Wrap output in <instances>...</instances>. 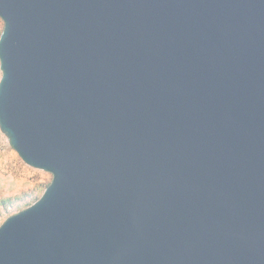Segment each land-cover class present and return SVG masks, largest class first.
<instances>
[{
  "label": "water",
  "instance_id": "obj_1",
  "mask_svg": "<svg viewBox=\"0 0 264 264\" xmlns=\"http://www.w3.org/2000/svg\"><path fill=\"white\" fill-rule=\"evenodd\" d=\"M0 132L51 176L0 264H264V0H0Z\"/></svg>",
  "mask_w": 264,
  "mask_h": 264
},
{
  "label": "rangeland",
  "instance_id": "obj_2",
  "mask_svg": "<svg viewBox=\"0 0 264 264\" xmlns=\"http://www.w3.org/2000/svg\"><path fill=\"white\" fill-rule=\"evenodd\" d=\"M3 24L0 20V33ZM51 176L26 166L9 147L6 138L0 132V201L11 199L10 208L0 207V225L6 218L33 204L43 193ZM18 198V201H14ZM22 198V200L20 199Z\"/></svg>",
  "mask_w": 264,
  "mask_h": 264
},
{
  "label": "trees",
  "instance_id": "obj_3",
  "mask_svg": "<svg viewBox=\"0 0 264 264\" xmlns=\"http://www.w3.org/2000/svg\"><path fill=\"white\" fill-rule=\"evenodd\" d=\"M1 34V33H0ZM50 183V182H49ZM48 183V184H49ZM48 184L46 185V187L48 186ZM45 187V188H46ZM21 200H22V198H20ZM37 200V199H36ZM35 200V201H36ZM14 201H18V198L16 199V200H14ZM12 204H13V200H12V202H11V199H9V198H7V199H2L1 201H0V207H2V208H4V209H8V208H10L11 206H12ZM31 205V204H30ZM30 205H28L27 207H29Z\"/></svg>",
  "mask_w": 264,
  "mask_h": 264
}]
</instances>
